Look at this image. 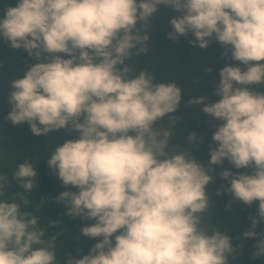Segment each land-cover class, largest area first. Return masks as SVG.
<instances>
[{
	"label": "clouds",
	"instance_id": "obj_1",
	"mask_svg": "<svg viewBox=\"0 0 264 264\" xmlns=\"http://www.w3.org/2000/svg\"><path fill=\"white\" fill-rule=\"evenodd\" d=\"M160 5L181 13L170 19L168 39L191 33L193 48L201 49L214 39L244 66L219 70V100L206 103L199 95L187 101L204 104L200 112L221 122L207 166L192 150L170 146L181 88L157 82L146 70L132 75L127 63L148 52V29ZM0 39L38 61L10 81L5 119L27 123L36 136L79 133L47 160L65 187L78 189L56 197L66 215L95 221L81 234L96 243L65 264H231L249 238H258L253 258L264 257L256 231L264 222V0H18L0 16ZM166 116L168 126H158ZM187 141L198 148L201 137L190 131ZM225 159L252 171H221L228 184L217 195L223 190L245 205L259 202L236 246L206 223V189ZM36 176L32 162L18 164L12 178L22 191L9 203L8 176L0 174V264H59L56 236L46 239L39 217L21 208L31 203Z\"/></svg>",
	"mask_w": 264,
	"mask_h": 264
},
{
	"label": "trees",
	"instance_id": "obj_2",
	"mask_svg": "<svg viewBox=\"0 0 264 264\" xmlns=\"http://www.w3.org/2000/svg\"><path fill=\"white\" fill-rule=\"evenodd\" d=\"M17 3L18 0H0V16L7 6L15 7ZM158 9L148 29L151 37L148 41V52L134 54L127 63L133 69L132 75L146 70L154 75L157 82H175L181 88L182 101L175 113L178 119L173 128L170 146L177 150L180 148L192 150L193 155L207 166L210 146H216L212 140V133L216 130L215 126L221 122L200 112L204 104L192 106L188 105L187 101L199 95L207 97L206 103L219 100L220 97L214 94L219 70L228 64L240 66L242 69L244 66L238 61H233L230 52L225 55V48L214 39L207 49L198 46L193 48L190 41L194 37L191 33L187 37L180 36L175 41L168 39V33L173 30L169 21L181 13L164 5L158 6ZM60 55L69 58L63 53ZM37 62L22 48L12 49L0 39V64H2L0 67V174L8 176L4 199L11 203L15 198L14 194L22 191L12 178L17 165L28 160L36 167L37 187L29 194L30 205L25 207L21 204V208L39 217V227L46 230V239L56 236L57 260L59 264H65L69 255H77L81 252L87 254L96 243L95 240L81 234L82 227L91 225L95 221L66 215V207L63 203L59 204L56 197L64 191L76 192L78 189L65 187L59 177L53 174L47 160L57 145H62L68 139H77L79 133L60 129L53 130L47 135L36 136L27 123L13 125L5 119L11 111L8 103L9 93L12 91L10 81L22 76L28 67ZM208 67L212 69L211 72L207 70ZM168 120L169 117L166 116L158 126H168ZM190 131L196 132L201 137L198 148L192 149L188 144L187 136ZM224 169L234 173L249 174L252 169L237 170L225 159L221 165L214 166L212 175L215 183L209 184L206 189L211 199L210 215L206 218V223L232 236L233 246H236L240 243L242 234L250 230L252 224L250 217L257 214L259 202L256 201L248 206L234 201L232 196L223 190L217 195L220 186L228 184V181L220 176V172ZM229 204L231 206L227 207ZM51 221L57 222L55 227L51 226ZM256 231L261 234L259 238H264V222L257 225ZM257 242L258 238H249L245 241L244 246L237 249V257L229 258L231 264H264V257L253 258V248ZM77 258L82 256L77 255Z\"/></svg>",
	"mask_w": 264,
	"mask_h": 264
}]
</instances>
